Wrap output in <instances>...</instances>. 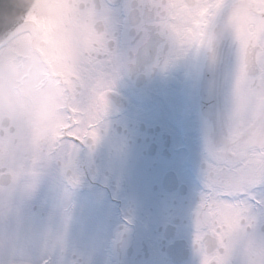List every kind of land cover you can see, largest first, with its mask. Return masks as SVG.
<instances>
[{
	"label": "snow or ice",
	"instance_id": "snow-or-ice-1",
	"mask_svg": "<svg viewBox=\"0 0 264 264\" xmlns=\"http://www.w3.org/2000/svg\"><path fill=\"white\" fill-rule=\"evenodd\" d=\"M71 4L59 19L37 21L18 0H0V41L23 35L65 86L53 121L37 129L38 153L23 162L0 156V264H82L67 255L74 196L92 174L115 81L132 70L166 71L192 54L215 64L221 44L231 68L205 131L192 244L199 264H264V0ZM27 25L31 30L21 32ZM13 131L0 119V149ZM147 150L145 142L137 157ZM52 170L61 182L41 201ZM130 224L121 218L114 243H124Z\"/></svg>",
	"mask_w": 264,
	"mask_h": 264
},
{
	"label": "flooded vegetation",
	"instance_id": "flooded-vegetation-1",
	"mask_svg": "<svg viewBox=\"0 0 264 264\" xmlns=\"http://www.w3.org/2000/svg\"><path fill=\"white\" fill-rule=\"evenodd\" d=\"M230 68L227 46L221 44L215 64L203 53L192 54L166 71L132 70L115 81L106 128L90 157L96 179L90 174L74 196L69 259L199 264L192 244L193 213L202 191L204 137L222 106ZM202 78L208 94L200 107ZM17 132L14 126L11 137ZM145 142L150 150L138 158L137 149ZM60 182L59 174L50 171L39 199L50 198ZM125 216L131 224L121 245L114 241Z\"/></svg>",
	"mask_w": 264,
	"mask_h": 264
},
{
	"label": "clouds",
	"instance_id": "clouds-1",
	"mask_svg": "<svg viewBox=\"0 0 264 264\" xmlns=\"http://www.w3.org/2000/svg\"><path fill=\"white\" fill-rule=\"evenodd\" d=\"M24 15L37 21H55L67 14L71 0H18ZM30 31L31 25L20 31ZM61 78L46 65L23 35L0 41V119L17 127L0 149L5 163L23 162L38 153V127H47L57 113Z\"/></svg>",
	"mask_w": 264,
	"mask_h": 264
},
{
	"label": "rangeland",
	"instance_id": "rangeland-1",
	"mask_svg": "<svg viewBox=\"0 0 264 264\" xmlns=\"http://www.w3.org/2000/svg\"><path fill=\"white\" fill-rule=\"evenodd\" d=\"M69 250H70V249L67 250V255H68Z\"/></svg>",
	"mask_w": 264,
	"mask_h": 264
},
{
	"label": "water",
	"instance_id": "water-1",
	"mask_svg": "<svg viewBox=\"0 0 264 264\" xmlns=\"http://www.w3.org/2000/svg\"><path fill=\"white\" fill-rule=\"evenodd\" d=\"M24 7V6H23ZM24 10H25V8H24ZM13 22V21H12Z\"/></svg>",
	"mask_w": 264,
	"mask_h": 264
}]
</instances>
